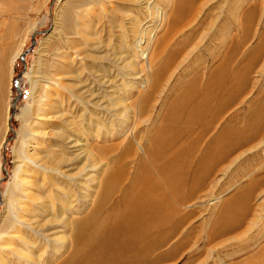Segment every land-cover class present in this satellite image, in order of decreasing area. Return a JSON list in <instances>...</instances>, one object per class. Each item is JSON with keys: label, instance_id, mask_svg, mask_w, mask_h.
Here are the masks:
<instances>
[{"label": "rangeland", "instance_id": "1", "mask_svg": "<svg viewBox=\"0 0 264 264\" xmlns=\"http://www.w3.org/2000/svg\"><path fill=\"white\" fill-rule=\"evenodd\" d=\"M112 160L175 224L146 260L264 264V0H0V264H64Z\"/></svg>", "mask_w": 264, "mask_h": 264}, {"label": "bare ground", "instance_id": "2", "mask_svg": "<svg viewBox=\"0 0 264 264\" xmlns=\"http://www.w3.org/2000/svg\"><path fill=\"white\" fill-rule=\"evenodd\" d=\"M65 15L68 16V14L66 13ZM67 18L68 17H65L64 20L67 21ZM174 55L176 54H173V56ZM170 59L171 57L168 58V60ZM167 62H165L166 65ZM222 63L223 60L220 61V64L218 66H221ZM230 72L231 71H228L226 73V75L224 76L225 79L229 78ZM195 85L196 84H193L194 88ZM193 86L191 85L190 87H188L189 89L187 91L184 90L181 93H178L176 96L178 97L188 96L191 93V91H193L192 89ZM237 86L239 85L232 86V90H230L229 95H227L226 93H223L222 95L220 94L221 96L218 97V101L229 98L232 95H234V93L232 92L236 90L235 87ZM197 95L200 99L206 100L210 97L211 94H208V92L206 93L203 92ZM44 104L48 105V103H43V106L40 107L41 106L40 105L39 106L40 108L38 109H42V111L46 109L48 110L49 107H46ZM168 126H169V122L166 125L163 124H161L160 126L158 125L155 133L153 134L155 136L154 137L151 136V140H150L151 146H149V150H150L151 158L156 163L159 161L158 159H160L158 155L159 147L157 148V146L158 145L160 146L162 144L159 134L161 132H164L166 133V135H168L167 132L169 130ZM179 135H180L179 131L176 134H174L175 137ZM67 143L70 147L72 146L71 144H74L70 142V140L69 141L67 140ZM167 143H171V142L169 141ZM129 147L130 145L128 146V150ZM225 150L228 153L229 148ZM101 151L103 153L105 152L104 150ZM216 152L217 150H215V152H212L213 154H210V156L211 158H213L214 161L217 160V162H219L222 156H225L226 154L223 155L225 153L223 149L219 151L218 155ZM46 160L47 162L50 163V165L53 166L58 165V167L59 165H61L60 164L61 162H64L63 157L57 160L55 154H53L51 157L49 156ZM217 162H214V164H216ZM110 164L111 166H107L106 169L103 170L104 171L103 182H102L103 187L96 197V202L93 203L94 206L91 209V213H89L91 214V217H88L87 221L83 219L84 223L83 222L81 223L79 221L73 222V227H72L74 232V234L72 235L74 238L72 244L73 248L67 259L64 261V264H133L129 262L133 261L134 259L137 260L139 264H154L156 263L155 261H157V259H155L154 261H149L146 260V258L160 244V242L165 238V236L169 235L172 232L171 228L175 226V224H172L173 226L171 227H168L167 225L165 226V223L167 222L171 223L170 220L171 218L168 214L169 211L165 210V207L162 206V204H160L159 189L157 187L148 186L149 185L147 182L148 177H146L145 175L143 165L140 166L138 172L133 174V177L130 178L129 183L125 184L122 183L121 180L122 179L121 175L125 173L124 168L119 164L114 165V160H112ZM118 187L120 188L121 196L116 202L108 206V209L106 211L107 212L106 219L100 220L97 219L95 216H93L94 214H99L101 211H104L105 209L104 205L106 204V201L109 199L112 192ZM223 216L224 217L221 223L223 225H221L219 232L229 231L235 228L236 226L240 225L242 223L243 217L245 216V213L229 212L228 214L224 213ZM110 235L112 237H110ZM251 261L254 264H261L254 261L253 258H251L250 262Z\"/></svg>", "mask_w": 264, "mask_h": 264}, {"label": "water", "instance_id": "3", "mask_svg": "<svg viewBox=\"0 0 264 264\" xmlns=\"http://www.w3.org/2000/svg\"><path fill=\"white\" fill-rule=\"evenodd\" d=\"M16 82H17V79L14 78L13 83L16 84ZM7 122H9V118L7 119Z\"/></svg>", "mask_w": 264, "mask_h": 264}]
</instances>
